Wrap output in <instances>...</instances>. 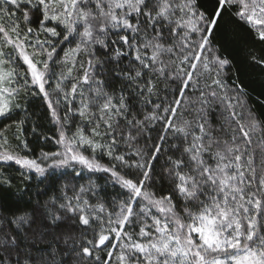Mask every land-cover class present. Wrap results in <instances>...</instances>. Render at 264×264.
Masks as SVG:
<instances>
[{
	"label": "snow or ice",
	"instance_id": "snow-or-ice-1",
	"mask_svg": "<svg viewBox=\"0 0 264 264\" xmlns=\"http://www.w3.org/2000/svg\"><path fill=\"white\" fill-rule=\"evenodd\" d=\"M225 13L264 42V0H0V164L38 181L0 264H264V121L228 81ZM33 223L64 250L33 259Z\"/></svg>",
	"mask_w": 264,
	"mask_h": 264
},
{
	"label": "trees",
	"instance_id": "trees-1",
	"mask_svg": "<svg viewBox=\"0 0 264 264\" xmlns=\"http://www.w3.org/2000/svg\"><path fill=\"white\" fill-rule=\"evenodd\" d=\"M199 3L202 8L211 12L215 0H199ZM216 43L219 55L230 61V71L227 73L229 83L235 80L245 90L247 107L255 117L264 121V65L256 63L252 59L253 56L257 60L264 59V42L259 40L258 32L253 26L239 22L235 17L225 13L216 32ZM30 110L34 113L30 124L37 125L43 133L49 136L54 135V125L51 122V117L45 114V106L39 100H34L30 104ZM27 138L37 155H39L41 149L49 150L56 147L54 141L41 142L31 135ZM106 161L107 157L101 160L102 163ZM23 171V169H18V166L14 164L12 166L0 164V173H7L8 176L6 178H10L13 181L11 187L0 185V232L11 231L15 233V226L11 223L13 214L23 215L25 212L30 211L35 204V185L38 181H31V187H29V182L21 178L20 173ZM52 175L59 177L61 172L57 170ZM106 175L104 173L84 171L83 177L78 178V181L80 184H87L91 177L96 183L105 185V180L101 179V177ZM64 183L65 181L62 180L60 185H56V187H60ZM43 187L44 185H41V188ZM106 188L109 193L122 191L118 186L113 187L111 183H107ZM28 231L29 238L27 241L22 240L21 246H27V248L31 249L33 259L47 255L50 244L53 242L60 247L61 251L65 248L63 236L55 239V241L53 236L47 232L41 236L38 234L39 225L37 223H33L32 229ZM33 232L37 234L33 235ZM74 235L78 241L79 233ZM74 260L75 258H73Z\"/></svg>",
	"mask_w": 264,
	"mask_h": 264
}]
</instances>
